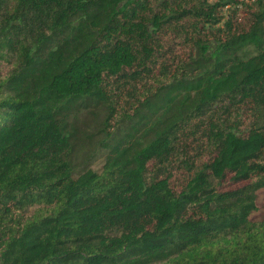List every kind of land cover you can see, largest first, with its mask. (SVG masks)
Returning <instances> with one entry per match:
<instances>
[{"label":"trees","instance_id":"1","mask_svg":"<svg viewBox=\"0 0 264 264\" xmlns=\"http://www.w3.org/2000/svg\"><path fill=\"white\" fill-rule=\"evenodd\" d=\"M150 1L0 0V264H264V9L169 74ZM91 109L99 171L73 160Z\"/></svg>","mask_w":264,"mask_h":264},{"label":"rangeland","instance_id":"2","mask_svg":"<svg viewBox=\"0 0 264 264\" xmlns=\"http://www.w3.org/2000/svg\"><path fill=\"white\" fill-rule=\"evenodd\" d=\"M219 4L216 14L220 18L217 24H202L195 23L189 17L179 18V14L183 11L194 10L198 7L207 5ZM264 9V0H151L148 5L140 12V22H142L149 33H153L154 18L170 20L169 29H163L160 34V41L156 42L154 52L157 55V69L165 68L167 73L174 71L176 66L181 63V60L188 54L195 55L197 51L196 44H202L208 49V53L224 42L228 36L237 34L242 31H247L253 15ZM174 14L175 18L169 17ZM167 25V24H166ZM155 34V33H154ZM9 67L4 65L2 73L9 71ZM1 71V67H0ZM81 111L75 121L80 130V141L74 155V164L79 168H90L94 171H99L104 160V153L100 150V142L103 140V132L101 131V123L104 119L103 111L99 110ZM214 120L218 119V113H214L211 117ZM210 117L200 121V126L197 128V122L190 127V132H195L194 135H199L200 131L206 127V122ZM203 122V123H201ZM254 119L247 118L240 126V132L245 133ZM191 138V137H190ZM208 156L202 157L198 170L202 164L208 163ZM180 170L174 175L175 183L182 185L184 180L191 177L196 169L188 171L182 163L179 165ZM179 187V185L177 186ZM258 204L264 205V189L258 191ZM262 215L261 209L252 215V218L259 219Z\"/></svg>","mask_w":264,"mask_h":264}]
</instances>
